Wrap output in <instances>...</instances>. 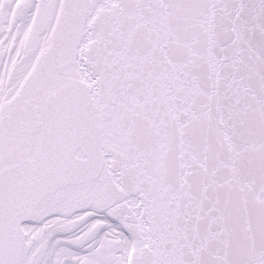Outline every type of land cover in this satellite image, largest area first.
I'll use <instances>...</instances> for the list:
<instances>
[{"label": "snow or ice", "instance_id": "6c2138e0", "mask_svg": "<svg viewBox=\"0 0 264 264\" xmlns=\"http://www.w3.org/2000/svg\"><path fill=\"white\" fill-rule=\"evenodd\" d=\"M0 264H264V0H0Z\"/></svg>", "mask_w": 264, "mask_h": 264}]
</instances>
